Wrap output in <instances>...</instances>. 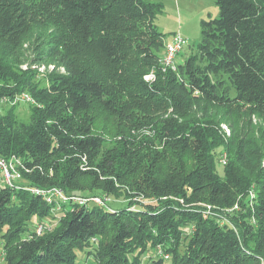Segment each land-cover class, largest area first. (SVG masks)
Segmentation results:
<instances>
[{
  "label": "trees",
  "instance_id": "trees-1",
  "mask_svg": "<svg viewBox=\"0 0 264 264\" xmlns=\"http://www.w3.org/2000/svg\"><path fill=\"white\" fill-rule=\"evenodd\" d=\"M214 2L219 17L202 20L196 50L172 69L161 0H44L62 34L31 42L19 75L0 58V101L36 103L29 123L14 109L0 117V157L29 170L0 183L4 264H82L80 252L94 264H144L137 253L146 264H264V0ZM30 22L23 0H0V39L18 49ZM51 62L40 87L36 70ZM97 102L130 125L116 145L78 124ZM116 186L148 201H73ZM29 188L72 200L54 210ZM35 218L52 220L39 236Z\"/></svg>",
  "mask_w": 264,
  "mask_h": 264
},
{
  "label": "rangeland",
  "instance_id": "rangeland-1",
  "mask_svg": "<svg viewBox=\"0 0 264 264\" xmlns=\"http://www.w3.org/2000/svg\"><path fill=\"white\" fill-rule=\"evenodd\" d=\"M23 2L32 16V22H30V26H27L21 31L18 49L13 48L9 40L0 39V58L5 63L7 62L11 70L18 75L27 69L28 61L32 54L29 48L31 42L43 38L46 35L58 37L63 32V29H60L61 24L58 20L60 18L59 13L45 9L44 0H23ZM161 2H163L165 10L164 14L159 16L157 21L159 30L166 35L167 41L175 33L181 34L187 40V46L183 52L184 58L182 59V56H180V59L179 57V60L177 59L178 63H182L186 56L196 50L200 42L202 20H208L209 17L212 19L218 18L220 13L219 8L216 6L214 0H161ZM22 41L23 46L21 45ZM13 50H18V52L14 54L12 52ZM55 70L57 69L55 68L54 62L37 68L36 82L40 84V87L48 86L49 75ZM60 70L63 71V69ZM125 96L123 95V97ZM34 107L23 102L21 97L15 98L14 100L3 99L0 101V117L10 109H14V113L19 122L29 123L31 111ZM122 107L126 109V115H131L132 113L136 115L134 109H129V107L123 105ZM89 123H92L95 129V135L100 137V140L105 146L116 145L120 136L129 134V123L126 120L120 119L112 111L107 112L101 102L95 103L91 110L85 116L82 114L78 121V124L83 128ZM222 128L229 133L226 126ZM134 197H136L135 194L130 191L128 186L125 188L116 186V194L114 197H111V203H114L116 208H120L122 207L121 202H128L129 199H133ZM140 198H134V201H140L142 203L148 201L144 197ZM40 220L35 218V225L40 223ZM50 221H52L50 218H45L41 223L48 224ZM52 227L55 229L58 225L52 224ZM103 241L104 244H107L108 238H103ZM136 255L140 256L144 264H146L149 258L148 253L142 255L137 253ZM78 256L82 264L84 262L85 264H94L93 257H87L86 252H80ZM1 257L3 258V253L0 251V264H4Z\"/></svg>",
  "mask_w": 264,
  "mask_h": 264
},
{
  "label": "built area",
  "instance_id": "built-area-1",
  "mask_svg": "<svg viewBox=\"0 0 264 264\" xmlns=\"http://www.w3.org/2000/svg\"><path fill=\"white\" fill-rule=\"evenodd\" d=\"M187 46V40L179 33H175L170 37V40L165 44V50L161 56L162 64L166 68L174 69L177 64L178 57L184 52ZM21 100L30 105H35V101L28 94H23ZM220 163L222 166L227 165V155L223 154L220 157ZM23 171L29 172L26 166L17 158L4 159L0 157V183L6 184L8 186L16 185L17 182L21 181L23 178ZM33 195L40 196L46 200L48 205H50L54 210H58V201H63L64 203H69L72 199L67 197L61 190H54L51 192H46L40 189H28ZM73 201L80 205H87L89 202H93L97 205H107L110 206L112 203L111 196H95L89 199L74 198ZM59 211V210H58ZM46 229V224L38 223L35 225L36 235H42ZM168 258V257H166Z\"/></svg>",
  "mask_w": 264,
  "mask_h": 264
},
{
  "label": "crops",
  "instance_id": "crops-1",
  "mask_svg": "<svg viewBox=\"0 0 264 264\" xmlns=\"http://www.w3.org/2000/svg\"><path fill=\"white\" fill-rule=\"evenodd\" d=\"M176 1H177V0H176ZM166 42H168V41L166 40ZM181 56H182V59H183V58H184V53H182ZM179 59H180V57H179ZM179 59H178V60H179Z\"/></svg>",
  "mask_w": 264,
  "mask_h": 264
}]
</instances>
